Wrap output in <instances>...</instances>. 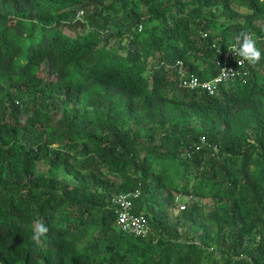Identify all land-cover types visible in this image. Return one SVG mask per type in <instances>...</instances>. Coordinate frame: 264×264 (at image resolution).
<instances>
[{
  "label": "trees",
  "instance_id": "obj_1",
  "mask_svg": "<svg viewBox=\"0 0 264 264\" xmlns=\"http://www.w3.org/2000/svg\"><path fill=\"white\" fill-rule=\"evenodd\" d=\"M242 32V78L178 86ZM0 264H264V0H0Z\"/></svg>",
  "mask_w": 264,
  "mask_h": 264
},
{
  "label": "built area",
  "instance_id": "obj_2",
  "mask_svg": "<svg viewBox=\"0 0 264 264\" xmlns=\"http://www.w3.org/2000/svg\"><path fill=\"white\" fill-rule=\"evenodd\" d=\"M141 30V28H140ZM204 39L207 34H202ZM239 47L237 41L230 43L227 47H221L219 43H213L212 49L215 53L214 63L219 69L217 76L209 81L201 80L198 76L190 73L183 61H178L173 67L178 78V86L187 91H202L209 95H215L220 86L238 78H242L247 72L244 70L246 62L242 65L238 62L242 59L237 52H230L232 46ZM228 69L230 72L225 75L222 70ZM141 191L136 190L129 193H123L115 197L112 201L116 207L117 220L116 225L124 232L135 237L146 238L151 231L149 219L143 213L137 214L134 211V202L140 197ZM187 206H182L185 210Z\"/></svg>",
  "mask_w": 264,
  "mask_h": 264
},
{
  "label": "clouds",
  "instance_id": "obj_3",
  "mask_svg": "<svg viewBox=\"0 0 264 264\" xmlns=\"http://www.w3.org/2000/svg\"><path fill=\"white\" fill-rule=\"evenodd\" d=\"M237 43L239 47L237 48L235 45L232 46L229 51L237 52L238 55L242 58L238 64H243L247 62L249 65H256L262 59V53L259 48L256 46V39L250 33H240L239 36L236 37ZM242 41V43H241ZM222 72L227 75L230 70L223 69ZM48 232V228L44 226L43 222H39L38 225L34 229V233L31 237L32 241L35 244H39L41 236Z\"/></svg>",
  "mask_w": 264,
  "mask_h": 264
},
{
  "label": "rangeland",
  "instance_id": "obj_4",
  "mask_svg": "<svg viewBox=\"0 0 264 264\" xmlns=\"http://www.w3.org/2000/svg\"><path fill=\"white\" fill-rule=\"evenodd\" d=\"M152 64H153V62H152ZM55 122H56V120L53 119V124H55ZM42 171L44 173H46L45 169L42 170ZM176 200H177L176 204L173 205V207L171 209H169V212L171 214H173L172 217H173L174 220H177L176 217L178 215H180L181 212H183V210H181L182 206H187L188 207L190 199L178 195ZM203 204H204V207H203V210H202V215L205 216L208 213V211L212 208V205H211L209 200L204 201ZM178 223H182L181 220L178 221Z\"/></svg>",
  "mask_w": 264,
  "mask_h": 264
}]
</instances>
